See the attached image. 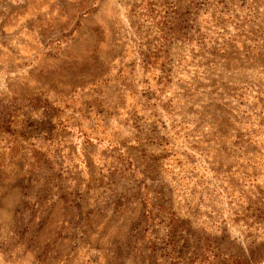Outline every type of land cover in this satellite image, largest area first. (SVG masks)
<instances>
[{
    "label": "rangeland",
    "instance_id": "obj_1",
    "mask_svg": "<svg viewBox=\"0 0 264 264\" xmlns=\"http://www.w3.org/2000/svg\"><path fill=\"white\" fill-rule=\"evenodd\" d=\"M0 264H264V0H0Z\"/></svg>",
    "mask_w": 264,
    "mask_h": 264
}]
</instances>
